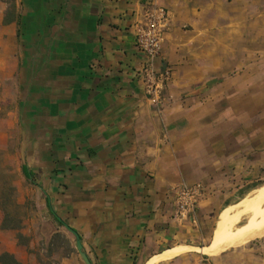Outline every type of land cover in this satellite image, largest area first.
<instances>
[{
    "label": "crops",
    "instance_id": "crops-1",
    "mask_svg": "<svg viewBox=\"0 0 264 264\" xmlns=\"http://www.w3.org/2000/svg\"><path fill=\"white\" fill-rule=\"evenodd\" d=\"M22 2L9 24L0 3V82L17 80L23 166L54 225L77 233L91 264H264V238L212 240L222 211L264 183V0ZM150 3L170 18L154 62L171 75L160 106L136 78L132 26ZM193 183L196 223L176 222L173 189ZM0 237V254L37 264L13 233Z\"/></svg>",
    "mask_w": 264,
    "mask_h": 264
},
{
    "label": "rangeland",
    "instance_id": "rangeland-1",
    "mask_svg": "<svg viewBox=\"0 0 264 264\" xmlns=\"http://www.w3.org/2000/svg\"><path fill=\"white\" fill-rule=\"evenodd\" d=\"M0 3L3 16L7 12V17L12 15L14 20H19L25 15L22 0H0ZM21 22L14 25L20 34L19 46L23 42L21 38L25 32V26ZM6 31L4 27L3 52L9 53L11 45L8 42ZM3 64L4 67H8L10 58H4ZM14 84L16 86L17 80H11L10 77H5L0 82V231L13 233L18 245L24 249L28 256L33 257L37 264H58V258L69 257L71 253L78 254L74 245L75 238L64 227L54 225L52 218L46 213L42 191L32 181L26 179L22 173L26 157L22 155L20 149L25 144L26 138L21 135L19 124L15 116L12 115L17 98ZM244 198L237 205L224 209L219 215V220L217 215L213 222L218 220L223 223L230 215V218L235 217L232 223L234 228L249 224L253 216L264 209V183H259L258 187L244 195ZM5 212L8 215L7 224L18 227L19 233L23 235L19 242L16 239V231L1 228ZM220 223H217L214 233L221 228L222 224L219 225ZM212 225L211 228H214L215 223ZM58 227L61 228V232L53 233L54 228ZM214 237H212L213 241ZM261 238H264V233L247 240L237 241H253ZM0 241L6 242V237H0Z\"/></svg>",
    "mask_w": 264,
    "mask_h": 264
},
{
    "label": "built area",
    "instance_id": "built-area-1",
    "mask_svg": "<svg viewBox=\"0 0 264 264\" xmlns=\"http://www.w3.org/2000/svg\"><path fill=\"white\" fill-rule=\"evenodd\" d=\"M169 23L166 9L150 3L142 7L132 26L135 48L142 57V65L136 78L141 81L145 94L156 106L162 103L163 89L171 78L169 70L158 72L154 67ZM203 196L204 187L200 183L183 184L173 189V219L176 222L195 224V212Z\"/></svg>",
    "mask_w": 264,
    "mask_h": 264
},
{
    "label": "bare ground",
    "instance_id": "bare-ground-1",
    "mask_svg": "<svg viewBox=\"0 0 264 264\" xmlns=\"http://www.w3.org/2000/svg\"><path fill=\"white\" fill-rule=\"evenodd\" d=\"M257 197L258 196L256 195V198ZM250 205H252V204H250ZM236 209H237V207H236ZM229 216L230 215H228V217H227V219H225V221L223 220L224 221L223 223H222V221H219V222H221L219 225L222 224L221 228L218 229V231L216 233H214L215 234L214 235L215 236L214 237V246H216V247H223L224 245H227L230 242L237 241V240H247L253 236L264 233V209L261 212H257L253 216L252 220L250 219L251 222L249 224L241 226V227L234 228L232 226V223H233V219L235 220V217L230 218Z\"/></svg>",
    "mask_w": 264,
    "mask_h": 264
},
{
    "label": "trees",
    "instance_id": "trees-1",
    "mask_svg": "<svg viewBox=\"0 0 264 264\" xmlns=\"http://www.w3.org/2000/svg\"><path fill=\"white\" fill-rule=\"evenodd\" d=\"M7 15H8V13L6 12L5 15H4V19H3V23L4 24H9V23H11L14 20L12 15H11V17H7ZM22 173L26 177V179L31 180V175H30L28 169L25 166H22ZM7 218H8V215L5 212L4 213V218L2 220L1 228L3 230L16 231V239L19 242V240H21L23 238V235L21 233H19L18 227L9 226L7 224V222H8ZM23 245L27 246L26 244H23ZM0 264H20V263L15 259V257L13 255L8 254V253H2V254H0Z\"/></svg>",
    "mask_w": 264,
    "mask_h": 264
},
{
    "label": "water",
    "instance_id": "water-1",
    "mask_svg": "<svg viewBox=\"0 0 264 264\" xmlns=\"http://www.w3.org/2000/svg\"><path fill=\"white\" fill-rule=\"evenodd\" d=\"M65 228L74 235V237H75L74 245H75V248H76L81 260L84 262V264H91L90 261L88 260L87 256H86V254L82 250V244H81L80 238L78 237L77 233L75 231H73L72 229H70L66 225H65Z\"/></svg>",
    "mask_w": 264,
    "mask_h": 264
}]
</instances>
